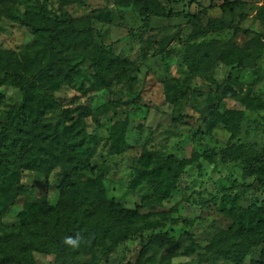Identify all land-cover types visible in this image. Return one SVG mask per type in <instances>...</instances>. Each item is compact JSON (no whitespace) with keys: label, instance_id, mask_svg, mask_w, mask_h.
<instances>
[{"label":"rangeland","instance_id":"1","mask_svg":"<svg viewBox=\"0 0 264 264\" xmlns=\"http://www.w3.org/2000/svg\"><path fill=\"white\" fill-rule=\"evenodd\" d=\"M188 1L176 0L169 8L188 15L205 12L200 18L202 26L209 19L225 18L259 36L260 45L254 49L262 58L253 70L219 63L207 76H191L183 63L184 51L188 45L202 40L195 37L198 24L185 18H153L148 28H144L138 8L133 5L123 6L113 0L81 3L39 0L52 18L68 19L76 26L89 20L94 43L108 47L113 55L130 65L129 78L110 91L99 90L82 96L77 91L79 82L62 86L55 97L58 106L45 115V124L56 125L61 124L65 109L77 106L91 109L92 116L86 119L87 132L93 138L86 160L88 169L76 175L74 181L82 182L101 174L108 199L123 208L138 210L140 217L134 224L135 235L109 252L104 248L85 252L73 264H138L141 259L145 264L168 261L171 264H231L214 259L205 250L213 237L231 225L224 208L233 196L242 205L264 201V187L258 178L244 177L239 163L225 165L216 157L209 163L201 157L204 147L198 144L195 135L198 130L205 131L199 118L209 107L216 105L220 111L242 110L245 118L234 142L258 153L262 160L258 165L264 164V109L252 112L235 98L220 99L217 94L230 77L231 90L236 95L249 88L251 95L263 93L264 96V25L256 18L262 0H238V6L225 12L220 9L223 0H197L192 5ZM31 11H38L34 0L17 3L0 0V48L18 56L31 51L35 36L29 27L16 21ZM100 15L107 16L109 21H97ZM250 39L251 36L224 32L208 35L204 41L230 44L246 51ZM84 56H78L76 62L82 63L84 74H90L87 56ZM169 89L170 95L177 92L174 104L166 99L165 91ZM0 92L3 98L0 121L4 122L5 110L18 106L21 94L11 87H1ZM177 110L184 114L181 122L173 120ZM115 114L120 118L114 117ZM125 117L128 126L124 151L115 154L110 147V132L114 123ZM227 137L222 130H217L213 137L205 136L202 143L217 152L224 147ZM143 156L147 158L146 164ZM165 159L174 161L175 165L185 162L169 195L150 175ZM60 180V169L49 175L23 171L20 184L25 193L17 198L4 223L16 224V214L27 203L45 199L48 205H55ZM164 233L169 243L143 255L146 244ZM33 258L35 264H60L55 254L33 253ZM243 264H264V244L251 250Z\"/></svg>","mask_w":264,"mask_h":264},{"label":"trees","instance_id":"2","mask_svg":"<svg viewBox=\"0 0 264 264\" xmlns=\"http://www.w3.org/2000/svg\"><path fill=\"white\" fill-rule=\"evenodd\" d=\"M8 1L17 3L19 0ZM61 1L81 3L83 0ZM113 1L123 6H136L144 28H148L153 18H185L197 23L195 37L202 41L188 45L183 56V63L191 76H207L219 63L253 70L262 58V54L254 49V46L260 45L259 36L225 18L209 19L202 26L200 18L206 13H176L169 8L176 0ZM34 2L37 12H25L16 19L19 24L29 27L35 36L31 51L18 56L0 48V88L11 87L21 94L20 104L5 110L6 120L0 121V264H35L33 253L55 254L60 264H73V260L85 252L100 248L109 252L112 247L135 235L134 224L140 217L138 210L123 208L108 199L101 174L82 182L74 181L76 175L88 169L86 160L93 138L87 132L86 119L92 116L91 109L85 106L65 109L61 124L56 125L45 124V115L58 106L55 97L62 86L79 82L77 91L82 96L99 90L110 91L117 83L129 78L130 65L125 59L113 55L108 47L94 43L89 20L76 26L71 20L52 18L39 0ZM196 2L189 0L188 4ZM238 5V0H223L220 9L225 12ZM256 18L264 25V0ZM97 19L109 21L107 16L102 15ZM224 32L251 36L247 52L230 44L204 41L208 35ZM84 55L89 62L90 74H84L82 63L76 62L78 56ZM230 83L228 77L218 89L220 99L235 98L252 112L264 109L263 93L251 95L248 88L236 95ZM169 93L170 89L165 91L166 99L176 103L177 92ZM2 100L0 92V112ZM175 113L173 120L183 121L184 114L179 110ZM114 117L120 118V115L115 114ZM244 118L242 110L220 111L216 105L206 109L199 118L205 131L195 132L198 144L204 147L201 157L209 163H213L215 157L225 165L239 163L244 177L255 176L264 187V164L258 165L262 161L259 154L234 142ZM127 126V117L117 120L112 126L110 147L115 154L124 151ZM217 130H222L228 137L224 147L215 152L204 146L202 141L205 136L213 137ZM144 163H147V158L143 156ZM176 163L170 159L162 160L150 174L156 184L164 187L166 195L170 194V188L175 186L185 165L181 161ZM56 169L61 170V180L56 187L59 194L57 203L51 206L45 199L27 203L16 214L17 223L6 225L5 217L17 198L25 193L20 184L22 172L49 175ZM239 200L233 196L224 208L231 225L213 237L205 248L214 259L231 264H243L251 250L264 244V201L256 205H242ZM167 237L165 233L154 236L143 248V255L169 243ZM144 262L141 259L138 264Z\"/></svg>","mask_w":264,"mask_h":264},{"label":"clouds","instance_id":"3","mask_svg":"<svg viewBox=\"0 0 264 264\" xmlns=\"http://www.w3.org/2000/svg\"><path fill=\"white\" fill-rule=\"evenodd\" d=\"M71 242V241H70Z\"/></svg>","mask_w":264,"mask_h":264}]
</instances>
